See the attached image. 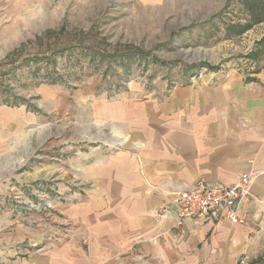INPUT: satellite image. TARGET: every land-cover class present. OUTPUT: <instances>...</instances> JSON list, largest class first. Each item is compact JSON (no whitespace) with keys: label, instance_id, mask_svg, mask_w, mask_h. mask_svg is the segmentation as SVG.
<instances>
[{"label":"rangeland","instance_id":"obj_1","mask_svg":"<svg viewBox=\"0 0 264 264\" xmlns=\"http://www.w3.org/2000/svg\"><path fill=\"white\" fill-rule=\"evenodd\" d=\"M263 64L264 0H0V231L19 238L4 247L70 235L54 205L84 186L91 102Z\"/></svg>","mask_w":264,"mask_h":264},{"label":"crops","instance_id":"obj_2","mask_svg":"<svg viewBox=\"0 0 264 264\" xmlns=\"http://www.w3.org/2000/svg\"><path fill=\"white\" fill-rule=\"evenodd\" d=\"M226 72L91 102L97 144L71 170L84 186L54 205L73 230L19 252L2 244L19 239L15 231H0V264H236L243 253L264 264V64L252 76ZM243 172L252 174L245 222L187 218L180 236L173 214H157L199 179L230 184Z\"/></svg>","mask_w":264,"mask_h":264},{"label":"built area","instance_id":"obj_3","mask_svg":"<svg viewBox=\"0 0 264 264\" xmlns=\"http://www.w3.org/2000/svg\"><path fill=\"white\" fill-rule=\"evenodd\" d=\"M251 175L250 172H243L230 184L199 179L176 192L172 201L159 208L157 214H173V227L180 236L185 232L184 222L187 218L206 216L217 219L224 216L233 223L245 222L247 215L240 209L250 197ZM250 261V256L243 253L236 259V264H249Z\"/></svg>","mask_w":264,"mask_h":264},{"label":"trees","instance_id":"obj_4","mask_svg":"<svg viewBox=\"0 0 264 264\" xmlns=\"http://www.w3.org/2000/svg\"><path fill=\"white\" fill-rule=\"evenodd\" d=\"M193 67H195V66H193Z\"/></svg>","mask_w":264,"mask_h":264}]
</instances>
